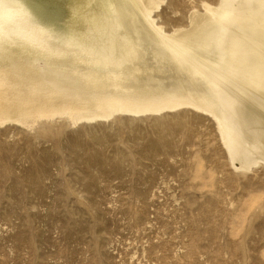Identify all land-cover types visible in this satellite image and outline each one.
Masks as SVG:
<instances>
[{"label": "rangeland", "instance_id": "rangeland-1", "mask_svg": "<svg viewBox=\"0 0 264 264\" xmlns=\"http://www.w3.org/2000/svg\"><path fill=\"white\" fill-rule=\"evenodd\" d=\"M196 113L0 126V264H264L263 170Z\"/></svg>", "mask_w": 264, "mask_h": 264}, {"label": "bare ground", "instance_id": "bare-ground-1", "mask_svg": "<svg viewBox=\"0 0 264 264\" xmlns=\"http://www.w3.org/2000/svg\"><path fill=\"white\" fill-rule=\"evenodd\" d=\"M198 1L167 28V0H0V126L187 108L264 175V0Z\"/></svg>", "mask_w": 264, "mask_h": 264}]
</instances>
